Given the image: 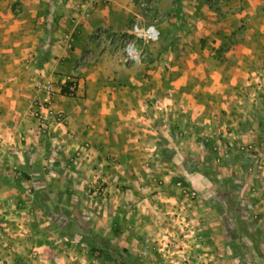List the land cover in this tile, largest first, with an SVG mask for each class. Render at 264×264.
I'll return each mask as SVG.
<instances>
[{"label":"crops","instance_id":"crops-1","mask_svg":"<svg viewBox=\"0 0 264 264\" xmlns=\"http://www.w3.org/2000/svg\"><path fill=\"white\" fill-rule=\"evenodd\" d=\"M156 7L163 14L159 40L149 46L147 62L126 65L121 43L108 38L111 33L127 34L139 12L133 0H0V235L16 232L8 230V222L22 220L14 204L26 200L37 214L43 202L49 206L54 193L66 189L68 159L77 150L88 154L83 164L108 159L113 173L141 171L151 149L137 143V124L128 111L138 100L147 111L161 106L155 96L165 91V81L177 67L179 78L195 67L194 78L204 72L201 77L239 79L264 66V0H222L214 7L207 0H157ZM40 46L48 47L47 55L39 54ZM220 48L225 52L214 58ZM168 51L175 54L167 57ZM169 64L176 67L166 70ZM74 67L79 75L77 96H65L64 88L55 98L68 128L40 131L38 120L30 115L36 82L66 84ZM192 87L189 91L179 85L174 93H196V85ZM223 89L214 90L209 101V109L222 110V117L237 108L229 100L231 91ZM143 100L153 105H142ZM253 134L238 132L244 141ZM39 193L45 194L43 200ZM100 210L92 218L95 232L113 237L118 217ZM134 237L131 228L121 235L129 257L139 251ZM70 250L60 253L70 259ZM82 252L74 253L75 263L65 256V264H91Z\"/></svg>","mask_w":264,"mask_h":264},{"label":"rangeland","instance_id":"rangeland-1","mask_svg":"<svg viewBox=\"0 0 264 264\" xmlns=\"http://www.w3.org/2000/svg\"><path fill=\"white\" fill-rule=\"evenodd\" d=\"M113 39L122 49L121 35ZM38 49L43 56L48 47ZM170 64L166 70L176 67ZM194 69L182 78L178 67L172 71L165 91L155 96L161 106L147 111L138 100L128 111L137 143L151 149L141 171L113 173L108 159L83 164L88 154L77 150L80 156L68 159L66 189L54 193L52 204L43 202L37 214L26 200L13 205L22 220H7L16 232L0 235V264H65L64 249L83 251L91 264H264V66L239 79L201 77L204 72L194 78ZM193 84L197 92L191 94ZM179 85L189 91L174 93ZM223 88L237 107L224 117L222 110L209 109L212 92ZM245 130L254 134L244 141L238 132ZM44 196L39 193V200ZM98 209L118 217L113 237L95 232ZM128 228L139 247L130 257L121 238ZM74 253L69 262H78Z\"/></svg>","mask_w":264,"mask_h":264},{"label":"built area","instance_id":"built-area-1","mask_svg":"<svg viewBox=\"0 0 264 264\" xmlns=\"http://www.w3.org/2000/svg\"><path fill=\"white\" fill-rule=\"evenodd\" d=\"M212 3H219L221 0H209ZM139 12L133 15L127 34L121 35L122 60L126 65L142 63L148 60L146 51L149 45L155 44L160 37V30L157 26L159 19L163 14L157 9V0H135ZM148 20L147 17L151 16ZM117 34L111 33L109 39L117 37ZM125 36V37H123ZM78 68L71 69L68 75V82L65 84H55L50 81L39 80L34 89L36 96L31 102L30 115L39 122L40 130L55 129L61 131L68 128L67 117L63 111L58 110L54 103L55 98L62 94L63 88H66V96L74 98L79 90ZM84 148H89L88 143H84ZM80 156V152L76 153Z\"/></svg>","mask_w":264,"mask_h":264},{"label":"trees","instance_id":"trees-1","mask_svg":"<svg viewBox=\"0 0 264 264\" xmlns=\"http://www.w3.org/2000/svg\"><path fill=\"white\" fill-rule=\"evenodd\" d=\"M176 13H177V16H179V12H178V10L176 11ZM44 54L43 55H47V51H45V52H43Z\"/></svg>","mask_w":264,"mask_h":264}]
</instances>
